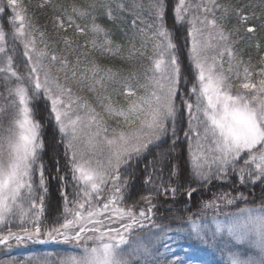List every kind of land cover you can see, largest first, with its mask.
Here are the masks:
<instances>
[{"label": "snow or ice", "instance_id": "6c2138e0", "mask_svg": "<svg viewBox=\"0 0 264 264\" xmlns=\"http://www.w3.org/2000/svg\"><path fill=\"white\" fill-rule=\"evenodd\" d=\"M49 6L60 13L53 16L58 41L46 40L45 33L30 23L28 8L22 0H0V20L9 9L12 13L7 16L11 32L0 26V87L3 88L0 92L3 101L0 103V225L5 226L0 228V245L10 248V241L16 244L38 241L43 235L77 249L60 264H186L179 256L168 260L161 252V247L169 251L168 241L176 242V237L170 234V227L165 230L167 226L157 224L154 219V201L169 193L175 197L184 187L180 183L179 165H171L165 180L164 161L168 152L157 153L159 170L156 158L149 162L151 172L145 167L143 185L147 193L140 194L138 202L127 206L124 205L131 196L132 173L124 175L121 167H132L134 159L139 163L153 147L166 143L169 135L176 137L179 97L189 122L184 133L189 139L190 154L187 194L191 196L197 191L192 183L204 187L213 180L226 181L232 176L240 185L264 184V56L260 57L259 67L251 61L245 63L234 50L238 42L234 37H239V29L228 30L225 24L230 21L231 10L239 23L259 19L264 29V16L257 17L255 11H247L254 5L231 7L218 0L197 3L176 0L172 9L174 27L188 25L186 43L190 44L191 79H185V83L191 86L185 98L178 88L182 69L173 33L165 23V0H149L148 15L153 22L138 29L137 22L144 24V19L136 9L144 5L136 0L131 4L126 0H86L83 6L72 4L71 15L53 0H40L37 5ZM260 7L264 8V4ZM98 8L105 9L109 19L125 12L135 15L128 59L136 51L137 35L147 38L142 47L147 40L153 41V52L148 57L150 65L146 69L152 75L145 74L147 83L141 84L135 71L122 78L112 68L88 59L89 50H99L102 54L113 52L109 31L95 23L93 12ZM194 11L203 15H194ZM217 12L221 13L219 17ZM89 16L93 20L91 39L87 38L88 26L76 22V18ZM69 30L72 36L68 35ZM256 30L254 24L246 29L248 33ZM37 33L42 47L37 46ZM81 36L85 37L83 44L78 43ZM57 42L63 47H56ZM18 45L23 47L26 58L24 74L15 59ZM116 47L119 50L120 46ZM121 79H136L135 86L130 82L121 84L119 92L125 97L124 105L114 104L111 96L99 97L102 109L115 121V127H110L100 113L87 103L81 104V98L73 95V85L81 90L87 87L90 92H95L97 86L107 91L109 83ZM140 90L145 94L140 95ZM41 94L50 102L49 115L54 116L66 138L65 154L75 184L71 206L67 194H63V222L57 221L43 232L41 217L47 186L43 163L37 162L44 144L41 123L32 107ZM77 109H83L84 115ZM5 116L9 117L7 125L3 123ZM175 144L176 139L169 151L175 149ZM105 152L107 155L101 160L99 157ZM201 205V210L189 215L180 226L187 239L211 245L220 255L218 264H264V197L259 203H250L243 192L235 196L225 192L214 194ZM226 207L235 210L224 212L222 208ZM34 209L38 211L33 212ZM209 209L214 210L210 217L204 211ZM13 218L19 219L18 231L12 229ZM4 264L17 262L9 260Z\"/></svg>", "mask_w": 264, "mask_h": 264}, {"label": "trees", "instance_id": "16d2710c", "mask_svg": "<svg viewBox=\"0 0 264 264\" xmlns=\"http://www.w3.org/2000/svg\"><path fill=\"white\" fill-rule=\"evenodd\" d=\"M22 2L28 8L30 23L39 31H43L45 33L46 40L58 41L57 32L53 26V16L60 13L54 12L50 6L45 8L37 7L40 0H22ZM126 2L131 4L132 0H126ZM136 2L144 5L142 9H136V12L140 13L148 10L147 4L149 0H136ZM175 2L176 0H165V23L169 30L172 31L174 42L177 44L176 55L180 61L182 69L181 80L178 85L179 92L184 94L185 98H187V91L191 86L190 83H185V79H191L189 67L190 62L188 59V48L190 47V44L186 43L188 25L185 23L183 26L175 25L174 27V15L172 9ZM53 3L61 5L62 8L67 9L68 14L71 15V5L77 4L78 6H83L85 5L86 0H53ZM220 3L231 7H235L237 5H254L255 7H249L247 11H255L257 17L264 16V8L260 7L261 4H264V0H220ZM9 11L11 10L9 9L8 12ZM93 15L96 17L95 23L109 31L110 38L113 40V44L115 45V52L113 54H102L99 50H89L91 58L93 57L100 63L124 72L141 70L144 67L146 59L144 56L140 55L141 52L139 50V44L142 38L139 35H137L134 41L136 51L133 53L132 58L128 59L131 50L129 36L133 33V31H135L132 28V20L135 18V15L131 12H125L123 15H116L113 19H109L106 10L103 8L96 9L93 12ZM5 17L0 20L1 24L3 23ZM76 22L83 25L89 24V22H93V20L92 17L89 16L88 20L76 18ZM225 23L228 24V30L236 28L239 29V53L247 59V63L251 61L252 65L259 67L260 57L264 56V29L260 26L261 21L256 19L254 21L250 20L248 23H239L238 17H236L235 13L230 10V21ZM253 24L257 29L256 32L248 33L246 31L247 27ZM125 33L128 35H125ZM68 35H73L72 30L68 31ZM84 39L85 37L81 36L78 43L83 44ZM117 45L120 46L119 50H117ZM257 45H259V49H257ZM55 46L63 47V44L61 42H57ZM121 57H123V59ZM16 63L21 74L25 73L26 58H23V60H17ZM23 69H25V71ZM39 99L42 100V98ZM177 106L180 110L175 124L176 137H178V139L169 135L166 138V143L161 144L159 148L153 147L150 153L146 154L139 160V163H137L134 159L132 161V167L124 169V175L132 173V180L130 181L131 196L126 200L125 205H131L133 202H138L139 195L147 193V190L143 185V178L146 174L145 167L147 165L148 172H151L152 166L149 162L156 158L157 170H159V157L156 156L159 152H168V156L164 161L165 180H167V174L171 165L177 164L181 170L180 183H182L184 187L177 192L175 197L169 193L167 196H159V198L154 201L156 204L154 219L157 224L167 226L185 223L189 215L196 214L201 210V202L211 199L214 194H223L227 192L235 196L243 192L250 203L252 201L259 203L261 198L264 197V185L262 186L260 184H256L251 187L240 185L234 176L230 177V179L226 181L213 180L204 187H201L197 183H192L191 186L196 188L197 191L191 196L187 194L185 189L188 186V181L191 179L189 173V143L188 139H186L184 135V133L188 130V112L180 106L179 97L177 98ZM40 107L43 108V106L39 103L34 105L35 110H38ZM47 110V106L43 108L45 113H49ZM7 121L8 118L6 116L3 117V123L5 125ZM169 127L171 129V124ZM42 128L45 130L49 129L51 131V135L49 133L45 134V132H41L44 149L40 154L39 162L43 161L46 165L45 170H47V172L44 171L47 186V193L45 195V218L48 222H52V219L61 212L60 209L62 203L64 202L63 194H67L68 199L72 200L73 181L68 167V157L65 154L64 142L57 126H55L51 121L48 127L47 122L41 124V129ZM174 139H176L175 149L173 151H169V146L172 145ZM61 177H65L66 179L62 181L60 179ZM239 206L243 205L240 204ZM222 210L224 212H228L234 211L235 208L226 207L222 208ZM204 211L208 216L212 215L214 212V210L211 209Z\"/></svg>", "mask_w": 264, "mask_h": 264}, {"label": "rangeland", "instance_id": "374dc122", "mask_svg": "<svg viewBox=\"0 0 264 264\" xmlns=\"http://www.w3.org/2000/svg\"><path fill=\"white\" fill-rule=\"evenodd\" d=\"M6 2V0H5ZM198 0H192V3H197ZM218 2L220 3V0H218ZM221 4V3H220ZM12 13L11 11L8 12L7 16H10ZM142 18L144 19V24H140L138 22V28L139 27H147L148 23H152L153 19L151 16L148 15V10L144 11V12H140ZM193 14H199V15H203L202 13H196L195 11L193 12ZM217 17H219L221 15L220 12L216 13ZM7 16L4 18L3 23L1 24L0 21V26H3L4 30L8 32H11V26L8 24L7 22ZM84 20H88L84 19ZM93 22H89V24H83L81 26L87 25L88 29H89V33L87 38L91 39L92 38V33L90 31L91 26H92ZM226 24V23H225ZM99 25V24H98ZM228 24H226V28H227ZM102 27V26H101ZM228 29V28H227ZM141 42L139 44V50L140 52L144 53V57L146 59L145 63H144V67L141 70L135 71L137 73V79H139V82L141 84H145L147 83V80L145 79V74L147 76H151L152 73L151 72H147L146 73V69L148 68V66L150 65V60L148 59V57L150 55H152L153 52V41L152 40H147L146 46L142 47V45L144 44V41L147 38H143L141 37ZM100 39L102 40L103 37H100ZM234 39H237L238 42L234 45V50L237 54L238 57L242 58L243 61L245 63H247V59H245L240 53H239V46H240V39L239 37H234ZM37 46L38 47H42L43 45L40 44V37L37 35ZM112 48H113V52L112 53H107V54H113L115 52V45L112 44ZM23 47L18 45L17 46V50L15 53V59L17 60H23V58H25L23 56ZM70 59H74L72 57H70ZM89 60H94L96 63H98L99 65H101L102 67L108 68L110 66L105 65L103 63H100L97 59L95 58H91V54L88 57ZM228 63H227V57H225V70L227 69ZM112 68V67H110ZM114 71H117L121 74V77H127L129 75V72H124V71H120L117 69L112 68ZM25 71V69H23ZM241 71H242V66H241ZM54 74H55V70H53ZM24 74V73H23ZM61 76L63 74H60ZM233 79H235L234 74H233ZM63 82V80L61 81ZM125 82H130L132 83L134 86L136 85V79H133L131 81H125L123 79H121L119 82L112 84L109 83L108 85V89L107 91H105L104 89H101L99 86L96 87V91L95 92H90L88 91L87 87H84L82 90L80 88H78L77 86L73 85V95L75 97H80V103H87L90 107L94 108L96 110V112L100 113L104 120L106 121V123L110 126V127H115V121L110 119L107 115V113L104 112V110L101 107V101L99 99V97H103V96H111L112 101L114 104L116 105H124L125 103V97L123 94H121L119 92V89L121 87L122 83ZM151 91V87H149V92ZM0 92H3V88L0 87ZM140 95H144L145 93L143 92V90L139 91ZM43 94H41L42 98L39 99L37 98L36 100L33 101L32 103V107L34 109V113H35V118L41 123L44 124L47 122V127L49 125V123L52 121L54 123L55 126H57L58 131H59V127L56 124L55 118L54 116H50V102L46 101V99H44L42 97ZM0 103H3L2 100H0ZM36 103L41 104V106L46 107L47 106V112L49 113H45L43 111V108H39L38 110H35L34 105ZM104 103H107V101L105 100ZM77 111H79V113L81 115H84V110L83 109H77ZM7 117V116H6ZM9 119V117H7ZM8 123V121H7ZM6 123V125H7ZM195 123V122H193ZM187 126L189 127V122L187 120ZM41 132H45V134H50L51 131L49 129L45 130L44 128L41 129ZM60 132V131H59ZM51 135V134H50ZM61 138L64 142V146L66 144V138L63 137L62 133L60 132ZM108 135H111V132L109 131ZM192 148L193 151H195V136L194 134H192ZM42 139V136H41ZM188 143H189V139H188ZM44 149V147H43ZM43 151V150H42ZM41 151V152H42ZM39 153V157L40 154ZM107 153L105 152L103 155H101L99 158L101 160H103L106 157ZM188 155H189V161H190V154H189V147H188ZM40 159V158H39ZM40 160H38L37 164L39 165L40 163H43L44 166V171L47 172V170H45V164L43 161L39 162ZM125 167L122 166L121 167V172L123 173ZM45 176V175H44ZM36 183L38 185L39 183V174L37 173L36 177ZM238 182V181H237ZM239 183V182H238ZM256 184H260V185H264L261 184L259 182H257ZM255 184V185H256ZM249 187L253 186L251 184L247 185ZM75 191V184L73 182V194ZM39 192L40 190L38 189V195H37V202L39 203ZM105 195H107V189H105ZM238 195V194H237ZM74 199V195L72 200ZM69 200L70 204L69 206H71V201ZM64 201V200H63ZM127 206V205H124ZM63 208H64V202L62 203L61 206V212L60 214H57L55 216V218L52 219V222H48L45 218L46 215V204H45V199H44V212H43V216L41 217L42 223H41V228H42V232L47 230V228L53 226L57 221L59 222H63ZM137 211H139V206H137ZM38 211V209H34L33 212ZM211 216V215H210ZM209 216V217H210ZM186 223V222H185ZM185 223L179 224V225H167V227L165 228V230H167L168 227H170L172 229V232L170 233L171 235H174L176 237V242H172V241H168L169 245H170V250L165 252L163 247H161V252L165 254L166 258L168 260H173L175 258V256H179L181 258H183L186 261V264H218V262L220 261V255L218 252H216V250L211 246V245H204L200 242H196L190 239H187L184 235V232L181 231L180 226L184 225ZM4 225H0V228H4ZM12 229L13 231H18L19 230V219L18 218H13V222H12ZM157 235H159V233H157ZM40 240H47L45 237H43V235L40 237ZM38 240V241H40ZM58 241V242H57ZM54 242H56L55 244H53ZM12 246L10 248L4 246V245H0V264H4L5 261H9V260H15L17 262V264H20V262H23V264H60V261L62 259L67 258L70 255H73L77 249L75 248L74 245L72 244H68V243H64L63 241H61L60 239L57 240H50L49 241V245L46 246H41V245H36L35 241H26L20 244H16V242L10 241L9 242ZM175 254V255H173Z\"/></svg>", "mask_w": 264, "mask_h": 264}, {"label": "water", "instance_id": "95a60500", "mask_svg": "<svg viewBox=\"0 0 264 264\" xmlns=\"http://www.w3.org/2000/svg\"><path fill=\"white\" fill-rule=\"evenodd\" d=\"M55 243V242H54ZM37 244H41V245H48L49 241H42V242H37Z\"/></svg>", "mask_w": 264, "mask_h": 264}]
</instances>
